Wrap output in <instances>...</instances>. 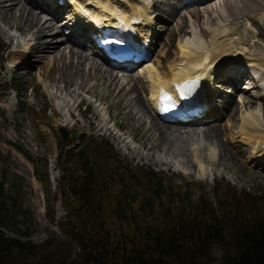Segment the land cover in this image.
Listing matches in <instances>:
<instances>
[{
	"label": "rangeland",
	"instance_id": "374dc122",
	"mask_svg": "<svg viewBox=\"0 0 264 264\" xmlns=\"http://www.w3.org/2000/svg\"><path fill=\"white\" fill-rule=\"evenodd\" d=\"M10 1L0 0V8L5 9L8 6L10 9L6 12L0 9V42H2V48L5 49L3 55L6 61L5 71L1 73L2 80L0 82L6 89L5 92L0 93V187L4 190L3 200L6 202L7 208L15 216L12 229H3L7 236L22 240L31 239L35 244L42 245L50 239L51 233L55 232L53 235L55 241L69 242L73 259L70 264H75L79 249H76V245L72 243L67 235V230L62 228L63 226L66 229L70 223L69 209L66 206L71 208L75 202L70 203L69 198L65 206L63 204L65 196L62 193L61 185L59 186L62 171L58 163V156L59 144L72 143L71 148L79 144L77 138L82 135L94 136L107 141L113 147L112 153L131 164V168H139V173H141V169L143 172L146 171L145 174H148L149 171L157 173L163 179L162 190L164 187H169L174 189V193L180 192L181 195L182 191L186 190L193 200H196L202 193L207 195L209 200L214 201L212 190L215 182L224 180L237 191L247 190L264 199V159H259L260 162L251 159L250 154L254 152V143L250 144L239 137L240 124L243 123V120L249 119V115L250 118L255 116L258 119L252 130H264V101L260 98V96L264 97V90H261L264 84L259 81L260 76L264 75V70L257 71L258 73L255 74L253 72L255 66L251 69L248 67V65H254V63H248L249 55L254 54V58H264V10L247 18L250 25L247 26V20L244 19L230 23L228 17L238 16L241 13L238 11L228 12L225 0L192 1L188 7L184 6L183 0H151L149 10V17L153 18V25L150 29L152 32L151 41L154 39L150 52L151 57L131 71L114 68L104 63L89 51L90 45H86L88 47H82V49L71 47V44L63 45L67 48L66 53L74 50L84 56L82 50L85 55L92 54L94 60L104 65L105 68L112 69L120 77L124 73H131V76L136 79H139L137 76H140L142 79L139 80L143 87L137 94L143 100H147L149 99V82L146 79V73H142V71L152 63L163 68L162 71L171 73L169 67L170 65L176 66L180 61L182 47L192 48L190 45L195 46L198 43L203 45V42H207V38V46L210 47L213 46V41L216 45L222 42H225L224 44H228L230 41L234 42L230 47L233 50L232 55L236 58L231 60H239V56H241L242 59L239 60L241 63L236 64V62L232 63L228 60L221 66L212 67L209 73L210 81L218 93L215 102H213L216 109L214 106L215 110H211L212 114L206 115L207 111L203 112L197 115L200 121L194 123H172L170 125L174 128L172 132L182 133V136L175 134V136L155 137L154 135L149 140L146 134L153 133L152 118L146 112L143 114L140 107L134 103L131 104V108L127 107L129 113L124 111L127 106L125 99L126 96H129L130 88L118 96L122 87L113 86L111 88L110 81L107 79L108 75L104 77L98 73L101 71L91 73L90 63L85 65V61L82 59L77 63L78 58L74 60L67 58L66 60L64 56L61 57L64 61H56L57 54L64 51L60 49V52L58 50L57 53L54 52L55 56L52 57L56 62L48 73L40 61L33 60L32 63L28 62L22 65L25 59L27 61L33 59L29 57L30 54L27 51V48L33 44V41L29 43L32 36L33 39L35 36L39 39L36 43L37 46L32 50L37 55L41 46L48 45L50 41L51 47H53L60 43L59 37L65 36V30H67V35L75 29L73 21H69L73 10L72 4L74 5L75 1L90 4L86 5L87 8H83L84 17L90 22L100 16L108 18L107 20L113 19L110 15L112 13L95 14L88 10L97 6L98 1L106 4L114 2L111 6L118 7L127 0H88V3L86 0H49V5L50 3L56 5L57 18H53L56 29L53 25L52 29L48 26V35L44 30L34 35L31 27L32 21H27L24 16L26 14L25 5L30 8L24 3L29 0H22L23 4L21 0H18L19 2L17 0ZM133 2L139 3L137 0H129L128 6ZM254 2L258 6H263L264 9V0H251L248 3L249 6H253ZM34 3V7H37L46 1L35 0ZM66 3L71 5L65 7ZM15 5L17 8L13 10ZM34 9L35 12H40L39 8ZM193 9L200 15L198 20L190 13V10ZM251 11L245 14L248 15ZM74 12L76 13V10ZM229 13L231 15H228ZM42 14L44 17H51L50 13L43 12ZM118 15L120 14L117 13ZM57 23H60L59 26H63L64 34L61 33L53 39L52 35L58 31ZM201 30L213 34V38L210 39L211 35L203 38ZM140 32L144 33L143 30ZM221 33L228 36L224 38L225 35H220L215 38ZM84 34L89 35V31ZM231 37L235 38L230 39ZM204 48L206 49V46L201 48V52L204 51ZM16 52L19 55L20 52L27 53L22 54L24 57L21 64L14 61L13 54ZM229 53L230 51L225 55H229ZM227 65H230L228 70L226 69ZM28 70L31 71L30 75L27 74ZM199 79L195 78L198 81ZM10 86H14L16 89L8 91ZM134 96V94H130L129 98L133 97L134 100ZM227 101L231 102L229 109L225 107ZM211 112L209 111V113ZM214 124L220 127V139L216 141L203 138L202 132L205 128ZM62 126L69 132V138L66 140L59 133ZM185 131H190L192 134L187 136ZM16 145L22 147L25 153L21 152ZM147 146L153 147V149L149 150ZM99 159V164L104 168L105 160L100 157ZM153 184L155 181H148L143 176H139L134 181H126L123 186L126 197L131 198L132 195L136 197L133 206L127 200L122 204L126 214L137 211L139 205L145 203L146 195L149 194V191H153L151 189ZM166 207L174 209L176 204H166ZM106 208H108L106 212L108 220L114 227L112 203L106 204ZM160 211L162 209L158 206L151 209V213ZM53 212L55 213L54 223L50 221L53 216H49ZM214 256L216 264H220L222 250L219 247L214 249Z\"/></svg>",
	"mask_w": 264,
	"mask_h": 264
},
{
	"label": "trees",
	"instance_id": "16d2710c",
	"mask_svg": "<svg viewBox=\"0 0 264 264\" xmlns=\"http://www.w3.org/2000/svg\"><path fill=\"white\" fill-rule=\"evenodd\" d=\"M2 47L0 42V82L6 63ZM5 91L0 83V93ZM77 139L79 144L71 148L72 143L59 144L58 156L63 204L69 198L70 203L75 202L71 208L66 206L70 223L66 229L62 226L79 249L75 264H216L217 247L222 250L220 264H264L261 196L237 191L230 183L217 180L212 190L214 201L202 193L193 200L186 190H181L182 195L169 187L162 190L163 179L157 173L145 174L141 169V174L139 168H131L112 153L107 141L86 135ZM99 157L105 160L106 170ZM139 176L155 181L153 191L137 211L126 214L122 204L127 200L133 206L136 197H126L123 186ZM4 195L0 187V264H70L69 242L55 241V232L42 245L5 234L3 229H12L15 216ZM109 203L114 227L106 214ZM166 204L176 207L169 209ZM154 206L162 211L151 213ZM49 216L54 223L55 213Z\"/></svg>",
	"mask_w": 264,
	"mask_h": 264
},
{
	"label": "bare ground",
	"instance_id": "6f19581e",
	"mask_svg": "<svg viewBox=\"0 0 264 264\" xmlns=\"http://www.w3.org/2000/svg\"><path fill=\"white\" fill-rule=\"evenodd\" d=\"M8 1L11 2L10 0H8ZM19 1L17 0V2H19ZM45 1H46V3H40L37 7H34L35 0H29L26 3H24L33 9V10L30 9L25 5V7H26L25 13L26 14L24 16H26L27 21H30V20L32 21L31 27L34 31V35L41 32V30L46 31L47 32L46 35H48L49 34L48 33V31H49L48 26L50 29H52L53 26L56 29L55 22H53V18H57L56 14H55L56 5L54 3H50V5H49V0H45ZM128 1L129 0H127V2ZM138 1H139V3L133 2V3H130L129 6H128L127 2H124V3H121V5H119L118 7L111 6V5H113L114 2L112 4H106L105 2L102 3L101 1H98L97 6L91 7L88 10H90L91 12H94L95 14L96 13H101V14L112 13L113 18L117 17V18L124 19V21L126 23L131 25L132 31H130V34H133L134 36L137 35V39L140 42V44L144 45L146 51L151 52L152 41L154 39L151 41L152 32H150V29L153 25V22H152L153 18L149 17V14H150L149 10H150V5H151L152 1L151 0H144L143 2H140L142 0H137V2ZM183 1H184V6L188 7V5L190 6V4H192V1L196 2V1H200V0H183ZM201 1H204V0H201ZM250 1L249 0H225V5L229 9L228 12H231V11L237 12L238 11L241 13L240 14L241 16L238 14V16L235 15V16L228 17V20L230 21V23L234 22L235 20L244 19L245 21L247 20L246 25L250 26L247 18H249L253 14H256V12H258V11L264 10L263 6L262 7L258 6V4H256L254 2L256 4V7H255V4L253 3V6L252 5L251 6H252V9L253 8H255V9H253V10L251 9L252 10L251 11L250 10L251 6H249V4H248V3H250ZM86 2L88 3V0H86ZM21 3L23 4L22 0H21ZM71 3H73V2H71ZM242 4H243V6H242ZM67 5H71V4L66 3L65 7ZM86 5H90V4H84V3L78 2V1H75L74 5L72 4L73 10H72V14L70 15L69 21H73V26H74L75 30L82 31V32L95 30L96 24L98 23V19H94L92 22L91 21L89 22L87 19H85L83 8H87L88 6H86ZM16 8H17V5H15L13 7V10ZM34 8H37V9L39 8L40 12L39 13L35 12L36 10ZM62 8H63V6H62ZM0 9L4 10L5 12L10 10V9H8V6L5 9H2V8H0ZM117 9H120L122 11H118ZM74 10H76V13L74 12ZM116 10H117V12H116ZM249 10L251 11V13L248 15L245 14ZM69 11H70V9H69ZM43 12L50 13L52 18L51 17H44L42 14ZM117 13H119L120 16H117ZM190 13L193 14V16H195L196 20L199 19L200 15L196 12V10H194V9L190 10ZM231 13H229L228 15H231ZM112 14H110V15H112ZM171 14H174V13H171ZM72 16H74V17H72ZM106 19H108V18H105V20ZM240 22L242 23L243 21H240ZM65 23H67V22H65ZM59 24L60 23H57V25H58L57 30L58 31L52 35L53 39L55 37H57V35H60L61 33L64 34V31L61 28L63 26L62 25L59 26ZM238 24H239V22H238ZM226 26H228V25H226ZM236 27H238V26H236ZM142 30L144 32L143 34L140 32ZM65 31H67V30H65ZM234 31H235V29H234ZM72 32H70L71 35H69V36H73L75 34L74 32L73 33ZM30 34H31V32H30ZM39 35H41V34H39ZM39 35H38V37H39ZM46 35H44V36H46ZM64 35H65L64 37L58 38L61 41H60V43L55 44L54 46H56V47L53 46L54 48L51 47L52 45H51L50 41L48 40L50 44L48 43V45L45 44L44 46H41L42 48L41 49L39 48L40 52H38L37 55H35L34 51H32V50L35 46H37L36 43L39 41V39L36 38V36L33 39V36H32V39L29 40V43H32V41H33V44H31V46H29V48H27V51H28V54H30L29 57H32L33 59H30L31 61H29V60L27 61L26 59L23 61L22 59H23L24 55H22V54L26 53L27 51L26 52H20L21 53L20 55L18 52H16L13 54L15 57V59H14L15 63L17 62V64H21V62L23 61L24 63H22V65H24L25 63H28V62L32 63L33 60L34 61L35 60L40 61L46 67L45 69L47 70V73L56 61H59V60L64 61V59L61 58L62 56H64L66 58V60H67V58H68V60H70V59L74 60L75 58H78L77 63H79V61H81V59L85 61V65H88L90 63L92 66L91 73H97L98 71H101L98 73L102 74L104 77L106 75H108L107 79L110 81L109 86L111 88L113 86L122 87L118 96H120L122 93L126 92L127 88H130V92L128 94H129V96H130V94H134L135 95L134 100L132 99L133 97L129 98V96L128 97L126 96L125 100L127 101V106H126V108L124 106V108H125L124 111H125V113H129L130 111H127V107L131 108V104L134 103L136 106L140 107V111L143 114H145V112H146L152 118L153 133L149 134V135H148V133L146 134V137H148L147 139H149V140H151L152 139L151 137L154 135H155V137L156 136L162 137L164 135L175 136L176 132H172V130L174 128L170 126L172 123H180V124H182V123H186V124L194 123V122L200 121L197 118V115H199L203 112H206V111H207L206 115L212 114L211 110H213L214 106H215L213 102H215L216 96L218 93H217L216 89L213 87V84L209 78V73L211 72V68L216 67V66H221L224 62H226L228 60L232 63L236 62V64H239V63H241L239 60L242 59L241 56H239V58H240L239 60L238 59L236 61L231 60V59L236 58L232 55L233 50H232V47H230L234 43L232 41H230L228 44H224L225 42H222L219 45H216L214 43L215 41H213V42L211 41L213 43L212 44L213 46L212 47L207 46V44H208V38L207 37H209L211 35V33L204 32L201 30V36L203 38H207L206 39L207 42L206 43L203 42V45L201 43H198V45H195V46L190 45L192 48L182 47V49H181V55L182 56H181L180 61H178V63L176 62L177 63L176 66L170 65V67H169V70L171 71V73L162 71L163 68L161 69L160 66H156L153 63L150 66H148V68L144 69V71H142V73H146V75H147L146 79L149 82V99L143 100L141 98V96L139 94H137L138 91L140 92V89L142 90V87H143V85L140 83V80H139V79H142L140 76H137V78H139V79H136V78L131 76L132 75L131 73H124L120 77V75L115 74L112 69H110L108 67L105 68L104 65L99 64L96 60L93 59V56H91L92 54L96 55V52H97V50L95 49L94 46H92L91 49L89 48V51L92 53L91 55H85V52H83L82 50H81V52L84 56H81V54L79 52H75L74 50H70L69 53H66L67 48L63 46L65 44H71L72 45L71 47L74 46L77 49H82V47L87 48L89 45L88 46L83 45V44L79 45L77 42L71 41L70 38H68L66 36V32ZM220 35H225V33L218 34L215 36V38L217 36H220ZM74 36H76V34ZM227 36L228 35H225L224 38H226ZM40 38H42V37H40ZM212 38H213V34L211 35L210 39H212ZM232 38H235V37H231L230 39H232ZM263 38H264V36H263ZM233 41H235V40H233ZM76 45H78V46H76ZM204 46H206V49L204 48V51L201 52V48H203ZM243 48H246V47H243ZM243 48H241V49H243ZM53 49H55V51H53ZM60 49H63L64 51H61V53H58L57 54V60L54 61V57H52V56H55L54 52H56L57 50L59 51ZM228 49H229L230 53H229V55H225L226 53L229 52ZM96 56L99 57L104 63L108 64L107 60H104L103 58H101L98 55H96ZM249 60L250 61L248 63H251V64L254 63V65H248V67L251 69V68H253V66H255V69L253 70V72L255 74L258 73L257 71L264 70V58H254V54H253V55H249ZM110 62H113V61H110ZM113 64H115V62ZM133 65L134 64L129 63V64H124V65H118V66L112 65V66L123 69L122 66L133 67ZM110 66H111V64H110ZM38 69H39V66H38ZM108 69L111 71H109ZM226 69L227 70L230 69V65H227ZM28 71L29 72L27 74L30 75L31 71L30 70H28ZM215 71L217 72L218 70H215ZM244 74H246V72H244ZM194 76L200 77L199 84L196 85L193 92L189 95L190 96L189 99H184V100L181 99L180 98V94L182 93V87L181 86L184 83L192 82V79L194 78ZM125 77H127V78H125ZM260 77L261 78L259 79V81L264 84V75H261ZM261 90H264V87H262ZM88 92H90V91H88ZM116 92H117V90H116ZM165 96H169L171 99H173V100L175 99V101L178 102L179 104H182L181 105L182 111L179 114L181 117V120L169 121L163 117L164 114L160 115V112L165 113V110L159 111L160 107H161V100ZM260 98L263 99V101H264V97L260 96ZM230 106H231V102L227 101V104L225 107L227 109H229ZM215 109H216V106H215ZM209 111L211 113H209ZM192 112H196V114L190 115ZM131 113H132V111H131ZM215 113L217 114V111H215ZM133 116H135L134 113H133ZM183 116H185V118ZM244 118H242V119H244ZM257 120L258 119L255 118V116L253 118H250V115H249V119L247 118V120H243V123L240 124L241 127L239 130V134H240L239 137L241 139H243L244 141L250 143V144L254 143V152H252L250 154V158L255 160V161L260 162L259 159H264V130L263 131L259 130V129H253L252 130V127ZM118 129H120V128H118ZM185 133H186L185 135H187V136H190L192 134L190 131H185ZM176 135L182 136V133L181 134L177 133ZM202 136H203V138H205L207 140L218 141L220 139V136H221L220 127L216 124L209 125L202 132ZM181 138H183V137H181ZM156 141H157V139H156ZM147 148L149 150L153 149V147L150 148L149 146H147Z\"/></svg>",
	"mask_w": 264,
	"mask_h": 264
},
{
	"label": "water",
	"instance_id": "95a60500",
	"mask_svg": "<svg viewBox=\"0 0 264 264\" xmlns=\"http://www.w3.org/2000/svg\"><path fill=\"white\" fill-rule=\"evenodd\" d=\"M59 133H60V135H61V137L63 138V139H68L69 138V132H68V130L65 128V127H60V129H59Z\"/></svg>",
	"mask_w": 264,
	"mask_h": 264
}]
</instances>
